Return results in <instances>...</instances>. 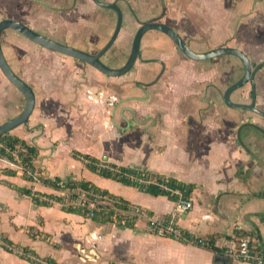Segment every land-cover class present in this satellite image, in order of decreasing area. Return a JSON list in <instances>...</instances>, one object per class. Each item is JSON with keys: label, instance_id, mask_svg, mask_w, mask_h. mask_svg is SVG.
<instances>
[{"label": "crops", "instance_id": "crops-1", "mask_svg": "<svg viewBox=\"0 0 264 264\" xmlns=\"http://www.w3.org/2000/svg\"><path fill=\"white\" fill-rule=\"evenodd\" d=\"M128 1L131 12L148 13L138 22L161 16V23L173 29L195 53L233 48L243 52L254 68L264 63V0H162V8L155 7V0ZM123 29L122 24L118 38ZM3 34L1 46L9 66L29 85L30 79L25 80L11 62ZM166 41L175 45L167 36ZM52 53L66 58L67 66L76 60ZM191 62L216 68L174 70L175 95L170 92L171 85L168 89L160 80L139 84L135 80L140 75L133 77V69L123 77H109L84 63L87 78H80L79 73L69 76L67 67L36 71L34 76L40 72L47 90L41 92L34 87L36 83L29 85L35 93V109L26 125L8 135L38 150L35 175L88 181L142 207L151 217L170 218L177 211V201L101 177L76 155H87L106 165L146 169L193 185L189 197L193 209L180 215L179 227L216 243L248 236L264 250V117L235 111L222 98L221 102L201 100L207 87L198 84L211 82L208 86L217 92L224 86L220 87L218 80L231 79L226 91L243 77V67L219 58L204 64ZM165 75L166 66L158 79ZM0 80L4 84L0 86L1 126L23 112L26 98L1 69ZM255 82L256 106L264 112V68ZM250 99V83L231 96L233 102L246 105ZM33 179L26 180L19 163L0 155V236L17 252L14 256L13 251L0 246V253L10 256L8 260L0 258V264H39L23 249L50 264H245L203 247L155 236L148 231L144 217L137 219L134 228L113 221L97 222L69 213L57 203L37 206L30 196L8 185L42 196H59L39 178Z\"/></svg>", "mask_w": 264, "mask_h": 264}, {"label": "rangeland", "instance_id": "rangeland-1", "mask_svg": "<svg viewBox=\"0 0 264 264\" xmlns=\"http://www.w3.org/2000/svg\"><path fill=\"white\" fill-rule=\"evenodd\" d=\"M99 1L108 3L106 0ZM109 1L113 3L117 2L122 7L120 8L123 12L124 31L110 51L103 57L102 61L107 66L118 69L124 66L129 58L136 33L142 26V23L138 22V20H143L148 13L138 12V10L134 13L131 12L128 0ZM155 4L156 8H162V0H155ZM132 8L133 10L135 9L134 7ZM7 19L17 20L35 32L58 43L78 48L91 54H97L109 43L116 28L117 15L113 10L99 7L93 0H0V22ZM2 39L14 67L25 80L29 78L31 83H36L35 85L33 84L34 87H38L41 92L42 89L43 91L47 90L45 86L47 83L43 79V76L39 74L40 72L36 76H34V73L42 69L54 70L56 67H67L69 76L79 73L80 78H87V66L84 63L71 60L72 65L67 66L65 64L66 61H64L66 58L38 47L13 31L4 32ZM193 50L196 51L195 49ZM141 52L142 57L137 61L132 70L133 77L136 74L140 75L139 78L137 77L138 80L135 81L143 84V82L158 83V80H160L159 83L168 89L171 85L170 92H174V95L177 85H172V78H175L173 77L174 70L178 68L199 69L200 67V64L186 59L184 54L175 45H167L166 36L156 31L147 34L146 39L141 45ZM218 58L226 59L230 63L234 62L240 69L244 68L240 59L235 56H222ZM155 59L163 60L166 66V75L162 79H158L162 67L159 64L153 63ZM143 60L149 61V63L143 62ZM214 60L199 61V63L204 64ZM204 67L201 66L200 68ZM209 67L205 68L212 70L216 68L215 65ZM229 68L232 71L235 69L232 66H229ZM41 73L43 72L41 71ZM218 81L221 85L220 87L224 86L222 90L218 89L217 92L213 91L211 86H208L211 85V82L204 85L198 84V87H207V91L205 88V91L201 95V100L214 99L221 102V98L225 93L224 90L229 86L231 79L225 82ZM3 85V82L1 83L0 80V86ZM240 92L241 89L238 90V93ZM197 100H199L198 96ZM12 251V255L17 256L16 250L13 249ZM8 254L2 252L0 253V258L8 260L10 259Z\"/></svg>", "mask_w": 264, "mask_h": 264}, {"label": "water", "instance_id": "water-1", "mask_svg": "<svg viewBox=\"0 0 264 264\" xmlns=\"http://www.w3.org/2000/svg\"><path fill=\"white\" fill-rule=\"evenodd\" d=\"M93 1L99 7L104 9H110L117 13V25L114 35L112 36L110 42L106 45V47L96 55L83 52L74 49L72 47L65 46L55 41H52L44 36L39 35L38 33L34 32L26 25L18 21L4 20L0 22V69L3 75L7 78V80L18 90H20L26 98V107L23 110V112L18 117L0 126V138H2L5 135H8L11 131H13L16 128L22 125H26L28 123L29 117L31 116V114L35 109V104H36V97L33 89L14 73V71L11 69L4 56L1 46V36L3 32L6 30H11L16 32L17 34L23 36L24 38H26L27 40H29L30 42L36 44L41 48L86 63L109 77H122L127 73H129L135 67L137 61L140 60L142 57L141 54L142 39L146 35V33L150 31H157L169 37L173 41V43L177 46V48L180 50V52L183 53L184 56L191 61H206L221 56H235L240 59V61L244 66V75L239 81L231 85L225 91L222 97L223 102L231 109L248 111L264 117V112L259 110L256 106L257 93H256V82H255L257 73L264 68V63L254 68L248 57L243 52L233 48H218L206 53H195L190 49L187 43H185V41H183V39L173 29L169 28L168 26H166L161 22H156L155 20H150L142 24L141 28L138 30L135 36L130 56L123 67L118 69H113L105 65L101 59L114 45L121 32L122 24H123V13L116 3L109 4V3H102L99 0H93ZM248 83H250L251 85V103L246 105V104L233 102L231 100V96L233 95V93L242 89Z\"/></svg>", "mask_w": 264, "mask_h": 264}, {"label": "trees", "instance_id": "trees-1", "mask_svg": "<svg viewBox=\"0 0 264 264\" xmlns=\"http://www.w3.org/2000/svg\"><path fill=\"white\" fill-rule=\"evenodd\" d=\"M0 142L6 144L9 148H13L14 146L18 148L20 161L15 160L10 154L6 152L5 149L0 148V155L8 157L15 164L19 163L21 170L23 171V176L26 180H34V175L36 174V170L34 168V162L38 156V150L35 147L27 145L25 142L13 138L10 135H5L0 138ZM79 159L83 160L93 173L98 174L101 177L106 179H111L117 182H120L126 186L134 187L144 193H147L151 196H166L171 200H177L175 196L172 195L171 191L175 189H179L185 192V198H189L194 186L190 184L182 183L174 178L165 177L162 175H155L146 169H135V168H127V167H119L116 165H106V163L101 162L93 157L87 155H76ZM7 174H15L10 171H4ZM35 173V174H34ZM39 175V173H37ZM39 180L41 183L46 184L54 188L57 192L60 191L58 183L64 181L67 188L72 190L76 188H80L85 192L92 193L94 196H106L109 199H113L116 201L113 205H108L104 203H96L93 209L92 220L99 222H116L118 225L125 226L127 228H134L137 219L134 217L130 219L129 216H124L118 214V210H123L126 212H132L135 205L130 204L129 202L117 198L106 191L101 190L96 187L94 184L84 181L78 180L75 178L69 179H46L39 175ZM9 187L16 190L19 194L30 196L37 206H51L54 202L63 203V200L59 196L50 197V196H42L38 193H33L30 190L18 188L12 184H8ZM46 198V200H45ZM93 200V198H90ZM63 208L69 213L80 214L87 218H89V209L88 206H85L83 209L80 207H74L72 205H64ZM204 243H209V246L199 245V247H203L213 251L217 256H223L222 252L216 247V242L213 239H204ZM0 246H2L6 251L12 252L14 249L11 245H9L1 236H0ZM23 253L25 255H30L31 251L28 249H23ZM23 257V256H21ZM25 258V257H23ZM26 259V258H25ZM36 262V261H34ZM51 263V262H50Z\"/></svg>", "mask_w": 264, "mask_h": 264}, {"label": "built area", "instance_id": "built-area-1", "mask_svg": "<svg viewBox=\"0 0 264 264\" xmlns=\"http://www.w3.org/2000/svg\"><path fill=\"white\" fill-rule=\"evenodd\" d=\"M112 98L109 99L113 102ZM1 149H5L8 154L20 161L19 151L17 147L9 148L6 144H0ZM37 179L39 176L34 175ZM67 180V179H66ZM60 191L58 192L59 197L63 200V203L51 201V203H57L61 207L64 205H72L74 207L84 208L88 206L89 218L93 216V209L96 203H104L113 205L116 201L109 199L106 196H94L92 193L85 192L80 188L74 190L67 188L64 181L58 183ZM172 195L177 198V211L170 218H157L147 215V212L139 206H135L132 212H126L118 210L117 213L129 216L130 219L146 218L148 231L158 237L172 239L181 243L192 244V245H206L203 238L197 237L193 232H187L178 226L177 221L181 214H186L193 209V201L190 198H185V192L175 189L171 191ZM93 198L91 200L90 198ZM216 247L222 252L223 256L231 261L241 262L245 264H264V250L261 246L254 241L251 237H242L240 239H231L224 242L216 243ZM29 258L38 262L39 264H50L45 260L38 259L33 255H29Z\"/></svg>", "mask_w": 264, "mask_h": 264}, {"label": "flooded vegetation", "instance_id": "flooded-vegetation-1", "mask_svg": "<svg viewBox=\"0 0 264 264\" xmlns=\"http://www.w3.org/2000/svg\"><path fill=\"white\" fill-rule=\"evenodd\" d=\"M94 2V1H93ZM115 3V2H114ZM114 3H109V4H114ZM151 20H155L156 22H161L162 21V17L160 16V17H156V18H154V19H151ZM143 24V23H142ZM39 34V33H38ZM39 35H41V34H39ZM41 36H43V35H41ZM44 37H46V36H44ZM46 38H48V37H46ZM48 39H50V38H48ZM135 39V38H134ZM50 40H52V39H50ZM52 41H55V40H52ZM56 42V41H55ZM134 42V41H133ZM58 43V42H57ZM59 44H61V43H59ZM62 45H64V44H62ZM133 45V44H132ZM65 46H67V45H65ZM177 47V46H176ZM104 49V48H103ZM132 50V49H131ZM180 51V50H179ZM88 53V52H87ZM91 54V53H90ZM98 54V53H97ZM141 54H142V52H141ZM93 55H96V54H93ZM102 60V59H101ZM143 62H148L149 63V61H144L143 60ZM151 63V62H150ZM153 63H156V64H159V65H161V67H162V70H165V65H164V63L163 62H161V61H159V60H157V59H155L154 60V62ZM123 67V66H122ZM155 83V82H154Z\"/></svg>", "mask_w": 264, "mask_h": 264}]
</instances>
